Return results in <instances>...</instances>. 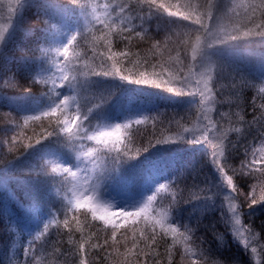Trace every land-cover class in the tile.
Masks as SVG:
<instances>
[{
    "label": "snow or ice",
    "instance_id": "1",
    "mask_svg": "<svg viewBox=\"0 0 264 264\" xmlns=\"http://www.w3.org/2000/svg\"><path fill=\"white\" fill-rule=\"evenodd\" d=\"M32 7L43 8L45 12L42 42L37 41L34 52L42 54L39 60L42 66L46 62L49 66L36 70V62L29 65L25 58L20 71L25 74L29 85L45 86L47 103L41 105L32 95V88L29 86L25 87L22 98L10 107L17 115L32 113L23 116L24 125L29 121L49 118L48 128L42 126L35 144H23L18 137L13 136L7 142V152L0 154V158L9 157L8 163L13 168H21L30 157L47 158L50 167L30 169L26 178L31 179L35 172L37 178L50 177L59 180L61 184L70 185V189L64 194L57 190L61 208L55 214L49 213V218L42 217L39 207L33 204H29L25 210V215L34 221L35 230L29 234L28 246L23 249L27 258L24 264H59L60 257L67 255L73 257V264H100L101 260L117 264L113 253L116 257H123L118 264H161V253L157 250L158 240H163L166 244L164 254L167 256V264H173V250L176 248L183 250L181 260L187 264H237L235 258L232 261L218 258L217 254L222 251L223 244L215 250L210 246L204 247L207 241L195 235L200 224L199 218L193 226L185 223L181 214L185 211V206H190L195 211L200 205L199 210L207 212L214 205V197L219 195L224 186L233 193H238L235 180L255 177L257 173L261 178L259 199L255 195L257 185L251 186L252 191L245 198L250 199V208L264 203V130L254 138L259 139L261 146L252 147L251 151L246 146L245 159L238 169H231V176L225 171L227 159L221 162L223 151L218 152L219 145L208 136L210 130L217 128V121L209 115L213 108L208 105L227 103L229 107H240L238 100L241 92L235 77H231V73L238 70L233 67L235 61L232 57L244 58L247 46L253 42L264 47V0H203V3L196 4L190 0H117L105 3L102 12L100 5H91L88 0H68L66 4L53 3L52 0H44L43 3L40 0H14V3L8 5L7 20L0 23V74L10 71L7 53L23 27L25 12ZM74 13H79L75 21ZM136 20L140 21L139 25L134 23ZM224 20L229 23L224 24ZM153 22L157 25L156 35L164 34V48L172 51L169 45L176 46L174 50L177 63L174 70L161 65L162 72L159 73L154 71L151 75L147 72L125 75L117 68L115 61L110 67L103 60L92 66L76 52L81 41L91 42L93 48L96 42L104 41L111 53L107 56L108 60H113L114 56L126 59L128 52H111L112 40L120 39L128 44L136 38L145 42L152 41L154 38L150 28H145L144 25H151ZM88 25L100 32V35L88 30ZM161 43L159 39H155L152 47L159 50ZM99 56L103 57L104 53H99ZM185 58L188 60L187 64L184 62ZM153 68L155 69V65ZM93 77H118L119 81L128 84L163 88L176 95L192 97L189 101L192 104H196V98L199 97L200 114L197 123L203 126L199 127V134L185 127L183 132L177 131L173 137L156 138L154 142L149 140L140 148L130 147L134 139L128 136L127 130L133 124L141 125L150 119L155 120V117L149 115L154 109L148 106L122 105L115 86L93 92L94 88L105 83L92 79ZM12 80L15 81V74ZM49 80H52L51 88L47 87ZM256 80L260 86L253 99L261 101L259 117L253 115L250 122L244 115L235 113L240 123L248 129H251L253 123L264 129V56L259 60L257 76L252 80L241 77L240 87H256ZM176 81L181 83V88L175 87ZM16 83L19 86L18 81ZM57 88L66 89V92L57 91ZM184 88L189 90L185 92ZM218 93L221 97L229 95L235 99L218 100ZM87 95H92L96 100L91 106L86 102ZM253 109L256 110L255 103ZM69 113L72 115L69 116ZM219 115L223 118L227 114ZM6 117L8 123L20 127L11 113L6 114ZM175 123L178 128L182 127L179 120ZM122 130L125 131L122 133ZM234 131L240 132V128H235ZM188 133L191 135H187ZM219 134L224 140L227 139L225 131ZM49 137H55V140L42 143ZM177 142L202 144L203 150L210 152V163L219 173V182L213 183L205 177L201 181L203 186L186 183L190 178V164L177 166L173 174H165V165L172 164V161L162 163L161 157L169 149L164 145H174ZM3 143L6 142L0 141V144ZM21 147L24 148L23 152L19 151ZM12 153L17 155L11 156ZM134 161L143 166L140 176L129 175L125 171V166ZM191 179L195 181L196 177L191 176ZM109 184L126 196L124 203L119 206V216L125 222L129 218H143L147 229V233L144 230L140 232L143 247L136 239L133 240L131 249L125 245L123 253L115 247L118 244L116 230L121 225L109 221L108 217L117 213L109 211L113 206L103 199L101 193V188L106 189ZM6 186V177L0 175V191H4ZM162 191L170 195L166 207L156 205L157 194ZM232 199L231 195L226 197L231 216L223 218L225 225L237 243H242L246 250L250 247L253 255L264 257V227L257 233L251 224H242V213L231 202ZM82 207L86 208L85 222L90 213L94 221L101 220L105 225L112 223L113 252H108L102 258L97 254L90 260L89 256L92 250L99 253L100 249L110 246L109 240L106 238L100 244L93 242L95 233L86 234L85 225L76 215ZM10 223L15 232L16 222ZM53 227L67 230L65 234L68 237L67 243L72 246L70 249L62 252L59 247L52 246L49 251L45 237ZM87 227L91 228L92 225L87 224ZM75 232L80 233L79 240L75 239ZM217 238L222 239V234ZM169 239L171 243H168ZM253 241L257 246H253ZM37 242H41L39 251ZM45 255L48 259H45ZM9 264H19V261L12 257L9 258Z\"/></svg>",
    "mask_w": 264,
    "mask_h": 264
},
{
    "label": "trees",
    "instance_id": "2",
    "mask_svg": "<svg viewBox=\"0 0 264 264\" xmlns=\"http://www.w3.org/2000/svg\"><path fill=\"white\" fill-rule=\"evenodd\" d=\"M54 1V2H53ZM53 3L66 4L68 0H53ZM41 3L44 0H40ZM91 5H100L101 12L103 11V5L105 3H114L117 0H88ZM174 2V0H173ZM191 3H203V0H190ZM79 16V13L73 14V20L75 21ZM45 12L43 8L32 7L25 12L24 23L21 31L19 32L16 42L12 45L7 53L9 57V68L5 74H0V141H5L6 143L0 144V154L6 153L8 148V143L13 136L18 137L19 141L23 144L33 143L35 144L36 139L39 138L41 134L42 126L48 128L49 118H42L39 121H29L27 125L23 123V116L30 115L32 113H21L17 115L10 105H15L19 101L23 94L25 87L32 88V95L37 98L41 105L46 104L47 100L44 96L46 88L41 84L29 85L25 79V74L20 71L21 66L25 63V58L29 65H32L35 61L36 70H40L41 67L47 68L49 63L46 62L43 66L39 63L42 58V54L39 51H35L37 47V41L42 42V31L44 28ZM86 23V22H84ZM135 24L139 25L140 21H134ZM187 23V22H185ZM224 24L229 23V21L224 20ZM98 27V26H97ZM145 28H150L151 34L155 39H159L162 43L159 50L152 47V41H141L138 38L134 39L131 44L127 41L120 39L112 40L111 52L120 53L128 52V58H123L120 56H114L113 60H108L107 56L111 53L105 46L104 41H98L93 48L91 42H80V46L76 48V52L81 56L83 61H86L89 65H97L103 60L104 64L110 67L113 61L116 62L117 68H119L123 74L138 75L140 72H147L151 75L155 72H162L161 65L168 67L169 70H174L176 66V51L175 45H169L172 51H169L163 46L164 34L160 33L156 35V23L153 22L151 25L145 24ZM88 30L95 31V28L88 25ZM86 34L88 32L86 31ZM97 36L100 32L95 31ZM91 39V38H90ZM253 40H258V38H253ZM127 45V46H126ZM99 53H104L103 57L99 56ZM264 56V47H261L258 43L253 42L247 46V51L244 53V58L242 57H232L235 61L233 67L238 69L231 73V77H235V82L238 85V90L241 95L238 100L240 107L232 105L229 107L227 103L214 104V110L212 112L213 120L217 121L216 135L217 139L222 140L224 159H227V164L225 171L229 176L232 175V168H239L241 166V161L245 159V147L247 146L249 151L252 147L259 148V139H254L258 137L259 132L264 129H260L259 124L253 123L251 129L243 126L239 117L235 113L239 112L241 115L245 116L247 121L253 120V115L259 117V104L261 101L254 97L257 95V89L260 86L258 80L255 81L256 87H240L241 77L247 80H252L257 76L259 69V60ZM95 57V59H93ZM181 57L183 58V52H181ZM185 64L188 60L184 59ZM155 65V69L153 68ZM15 74V81L12 80ZM166 75V73H164ZM230 77V79H231ZM54 78V77H53ZM92 79L105 81V83L94 88L93 92H99L104 89H111L112 86L117 87V95L120 97L121 104L124 105L128 101L131 102L133 107L137 106H148L154 109L150 116L155 117V120H148L146 123L141 125H135L127 130L128 136L133 137L134 143L130 145L133 148H140L141 145H146L149 140L155 141L156 138L163 139L165 137H173L177 131H181L186 125L189 124L191 117L182 115L181 109L194 110L193 106L187 104L186 106H177L176 103L183 100L184 95H176L173 92H167L163 88H155L146 85H136L128 84L127 82L119 81V78L112 77H93ZM3 81H9V83H4ZM19 86H17V82ZM58 83V82H57ZM175 87L178 89L181 83L177 81ZM52 80H49L47 87L51 88ZM148 87L157 90H150ZM57 91L66 92V89L57 88ZM55 94V93H53ZM235 99L234 96L226 95L221 97L219 93L217 94L218 100L223 99ZM86 102L89 106L96 102L92 95H87ZM253 103L256 105V110L253 109ZM11 113L12 118H14L20 127H16L11 123L7 122L6 114ZM219 113L227 114L225 117H221ZM72 114L69 113V116ZM179 120L182 127H177L175 121ZM172 121V123H169ZM122 122V120L120 121ZM95 123V122H94ZM235 128H240V132L234 131ZM231 129V130H230ZM51 130V129H48ZM125 130H122V133ZM221 131H225L227 134V139L224 140L219 134ZM188 135V134H187ZM190 136V135H189ZM127 139V137H124ZM55 140V137H49L48 140L42 141V143L47 144L50 141ZM217 141V140H216ZM235 145V147H233ZM55 146V145H54ZM37 147H39L37 145ZM168 147V152L161 157L162 163L166 161H172V164L165 165L163 171L165 174H173L175 167L183 166L185 164H190L189 169V179L186 181L188 184L198 183L207 177L210 181L215 179L212 175L209 161L203 155L204 150L202 144H191L188 142H177L174 145H166ZM20 152L24 151V148L19 149ZM11 156L17 155V153L10 154ZM9 157L0 158V175H3L8 179V184H16L20 180L19 187H13L12 191L17 201L21 202L24 208H28L29 204L33 206H38L40 209V214L44 218H49V213H57V210L61 208V201L58 199L56 192L59 189L61 194H64L70 189V185L61 184L59 180H53L50 177H39L37 178L35 172L32 173L31 179H27V174L30 169H39L44 167H50L47 162V158L43 157H30L28 160L24 161L21 168H13L11 163H8ZM143 166L132 162L131 165L125 166V171L129 175H135L142 172ZM211 169V170H210ZM191 176H195L196 179L193 181ZM247 180V182H245ZM245 180L237 178L235 183L238 186L239 192L233 193L231 195L233 200L239 210L242 213L240 216L241 222L244 225L251 224L255 228L256 232L259 233L261 228L264 227V203H259L253 205L251 208L249 204L250 199H246V194L252 191V185H257L256 197L259 199L260 192V174L257 173L255 177H246ZM216 182H219L215 179ZM165 181H161L164 183ZM14 186V185H13ZM203 186V184H201ZM108 187L113 189L111 184ZM24 191V192H23ZM4 191H0V264H9V258L14 257L19 264H24L27 259L24 256L23 249L28 246L27 241L29 240V234L35 230V224L33 220H30L25 214L24 210L15 206L13 203V198L11 196H5ZM23 192V193H22ZM102 197L105 201L110 203L113 207L109 209L110 212H115L117 215L109 216V221H114L116 224L121 225L120 228L116 230V240L118 244L115 245L119 249V252H125V245L127 248H132L133 240L136 239L140 242V246L143 247V240L140 236L141 230L147 233L145 228L143 218H129L127 222L124 221L122 217L119 216L120 205L124 203L126 199L125 194L121 193L118 198L117 203H114L112 198L108 195L107 188H101ZM222 193V192H221ZM220 194V193H219ZM28 196V197H27ZM157 206H167L168 199L170 195L168 192H160L157 194ZM223 200L220 195L214 197V205L207 212L200 211V205L197 206V210L193 211L190 206H185V211L181 214L185 223H190L193 226L196 225L197 218L200 220L198 229H196V237L204 238L207 243L204 247H211L213 250L217 249L219 245L223 244L222 251L219 252L218 258H224L227 261H232L233 258L237 261V264H255L253 258L249 253V250L243 249L236 240L233 239L229 228L225 225L224 219L227 217L225 209L222 206ZM86 208H80L76 213L81 223L85 225V231L87 233H95L93 236V242L103 244L104 240L107 238L109 240V245L105 248L99 250H92L89 259H93L97 254L102 258L108 252H113L111 233L112 223L105 225L101 220H92L91 214L87 216V221L85 222L84 213ZM191 213V216L189 214ZM72 215L71 213L69 214ZM28 219L25 221V219ZM62 219V217H61ZM10 221L16 222L17 230L12 231V225ZM87 224L92 225L91 228L87 227ZM66 229L63 227L57 229L55 227L50 229V233L45 239L49 244V251L52 246L59 247L61 251H67L72 246L67 243L68 237L65 234ZM222 234V239L217 237ZM80 233L75 232V239L79 240ZM41 242H37L36 247L39 251ZM168 243H171L170 239ZM199 243V241H197ZM166 244L163 240H158L157 250L161 253V264H167V256L164 254ZM182 249L176 248L173 250V264H187L181 260ZM113 258L117 261L123 260V257H116L113 253ZM45 259L48 256L45 255ZM59 264H73V257L71 255L62 256L59 259ZM100 264H108L107 261H100ZM259 264H264V257L261 258Z\"/></svg>",
    "mask_w": 264,
    "mask_h": 264
},
{
    "label": "rangeland",
    "instance_id": "3",
    "mask_svg": "<svg viewBox=\"0 0 264 264\" xmlns=\"http://www.w3.org/2000/svg\"><path fill=\"white\" fill-rule=\"evenodd\" d=\"M53 1V0H52ZM54 2V1H53ZM10 3H14V0H0V23H3V22H5L6 20H7V16H8V11H7V9H8V5L10 4ZM177 82V81H176ZM176 82H174V84L176 83ZM181 86L182 85H179V87H178V89L179 88H181ZM150 90H157V89H152V88H150V87H148ZM189 89L188 88H184V91L185 92H187ZM185 97H182L183 98V100L182 101H180V102H177L176 103V105L177 106H186L187 104H189V105H191V106H193L194 108V110H191V109H189V110H185V109H181L180 111H181V113H182V115H186V116H189V117H191V120H190V122H189V124L188 125H186L185 127L186 128H189V129H192L193 131H195L197 134H199V132H198V129H199V127H202L203 125L202 124H200V125H198V123H197V117L199 116V114H200V109H199V107H198V105H199V97H197L196 98V101H197V103L196 104H192V103H189V101L190 100H192V97H190V96H188V95H184ZM127 104H131V102H127L126 104H124V105H127ZM208 107H211V108H213V110H214V104H210V105H208ZM213 112V111H212ZM212 112H210L209 113V115L212 117ZM212 119H213V117H212ZM204 123H206V122H204ZM184 127V128H185ZM180 132H183V129L180 131ZM188 135H191V133H188ZM208 136H209V138L211 139V140H213L217 145H219V147L217 148V151L219 152V151H222L223 150V146H224V144L223 143H221V141L222 140H218L217 139V135H216V131L215 130H210L209 132H208ZM217 140V141H216ZM164 147H166V145H164ZM204 154V156L206 157V159L209 161L208 163L210 164V167L212 168V170H211V173H212V175L213 176H215V179H217L218 181H219V173H217L214 169H213V167H212V165H211V163H210V159H211V156H210V152H208V153H206L205 151L203 152ZM221 159H222V157H221ZM136 176H140V175H142V172H139V173H137V174H135ZM215 179H213V181H211V182H213V183H218V182H216L215 181ZM7 180V186H6V189L4 190V192H3V194L5 195V196H11L12 198H13V203H14V205L15 206H18L20 209H22V210H24V214H25V210H26V208H24V206L22 205V203L21 202H19V201H17V198L15 197V195L13 194V191H12V189H13V187H19V185H22V184H20V180L18 181V183H16V184H12V185H9L8 184V179H6ZM14 185V186H13ZM8 186H10V187H8ZM23 186V185H22ZM107 191H108V195L112 198V200H113V202L114 203H117V201H118V198L121 196V193L118 191V190H114V189H112V188H110V187H107ZM213 191H216L215 189L213 190ZM24 192V191H23ZM22 192V193H23ZM222 192V193H221ZM220 194V196H221V199L223 200V207H224V209H225V213L227 214V217H229V216H231V212H230V210H229V207H228V200H226V197H229V195H231V191H230V188H228L227 186H224L221 190H220V192H219ZM28 197V196H27ZM231 197H232V195H231ZM233 204H235V202H234V200L232 199V201H231ZM236 205V204H235ZM28 219L26 218L25 219V221H27ZM255 229V228H254ZM240 245H241V247L243 248V249H245L244 247H243V245H242V243H239ZM253 246H257L256 244H255V241H253ZM248 250H249V253L251 254V256H252V258H253V262L255 263V264H257V262L259 261H261V256H259V255H253L252 253H251V248L249 247L248 248ZM258 252H259V248H258Z\"/></svg>",
    "mask_w": 264,
    "mask_h": 264
}]
</instances>
